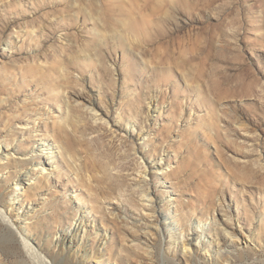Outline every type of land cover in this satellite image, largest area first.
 <instances>
[{"label":"rangeland","instance_id":"obj_1","mask_svg":"<svg viewBox=\"0 0 264 264\" xmlns=\"http://www.w3.org/2000/svg\"><path fill=\"white\" fill-rule=\"evenodd\" d=\"M26 171L24 228L49 257L264 264V0H0L2 203ZM225 213L238 238L213 226ZM81 219L98 263L55 247ZM199 221L206 247L187 253ZM0 238V264H27Z\"/></svg>","mask_w":264,"mask_h":264},{"label":"bare ground","instance_id":"obj_2","mask_svg":"<svg viewBox=\"0 0 264 264\" xmlns=\"http://www.w3.org/2000/svg\"><path fill=\"white\" fill-rule=\"evenodd\" d=\"M72 99L74 101H80V97L72 98ZM90 109L94 110L96 113H99V111H100L96 107H94L93 105L90 107ZM99 119H104V116H103L102 112H100ZM235 119H236V122L242 128H244L247 132H252V131L256 130L254 128V126L251 125V122L247 118L236 114L235 115ZM35 151L37 153H45L47 155V158H50L51 154H53L55 152L54 147H53L52 144L46 145L45 147L37 149ZM9 154H10V152L7 149L2 152L3 157H6V158L9 156ZM46 164H47V161H44L43 164H42L43 167H45V169L47 167ZM33 165H35V164H33ZM141 166L144 169V171H142V174L147 176L148 175V173H147L148 172V166L145 163H142ZM158 166H159L158 169H160V172L162 170L166 169V163L163 162L162 160L160 162H158ZM13 178H14V182H15L14 184L15 185L14 186L12 185L11 189L9 191H8L9 188L7 189V187H6V184L8 182V178L7 177L4 179V183H3L4 187H6V188H4V191L7 190L8 193H10L11 195H10V197L8 199L9 201L7 202V205L4 202L2 203L3 200L2 201L0 200V221H1V225L0 226H1L2 235L6 236L7 238L9 237V238L13 239L14 241L18 242L23 247L22 256L25 259L23 262H25L27 264H31V263L32 264H70V263H67L66 261H63V260L61 261V260L57 259L58 257L55 258V257H51L50 256L51 257L50 258L45 253L44 246L41 243L37 242L33 238V236L26 234V228H24L25 227L24 223L26 222V219L28 218V213L29 212L26 211L25 208L22 207V205H20L19 203L22 200V197H23L25 191L27 190L26 184L31 183L30 182V180H31L30 179V173L28 171H26L24 174H18V175H16ZM142 191H143V195L142 196L146 198L145 199L146 200L145 209L150 208L151 210L156 211V208L159 205L156 204L155 197H154L153 193L151 191H149L148 188L147 189L144 188ZM8 193H7V195H8ZM3 195H5V194H3ZM12 212H15L17 214L16 218H14L12 216ZM112 213L115 214L116 216H119V214L116 213V212H112ZM222 217L219 218V219H216V217H214L213 226H216V228L219 227L221 229V231H224L226 233V235H228V237L230 236V237L238 238L237 231L234 230V229H229L225 225V221H224L225 218L224 217L229 218L228 213L223 214ZM167 219L168 218L164 217L163 220H167ZM83 222H85V221H83L81 219L76 225H74V227L71 226L67 231H64L65 233L63 235H60V236L58 235V239L56 241V245L55 244L54 245L63 254L65 252L69 251V248H71L72 246L77 245V249L75 247L74 248L78 251V253H82L84 259L92 258V259H95V262L98 263L100 261V259L99 258H93L95 256L90 251V249L83 244V242H84L83 238L82 239H78V237H79L81 232L83 233V235H86V233H87L88 224H85ZM171 225L174 226L175 229H181V227L179 226V220L172 222ZM210 228H211V225H210V223L208 224L207 222L199 221L198 224L195 225L194 234H195V239L198 240L197 241V245H195V246L193 245L194 244L193 241L189 240L188 238L187 239L186 238L185 239L184 238L180 239L179 236H178L177 239H180V242L182 243V246L187 251V253H191L192 249L194 251H200L202 248H201V244L199 242V239L202 242V244L205 246V239L204 238H205V235H206V231L208 229L211 230ZM198 229H200L201 231H199ZM107 235L108 234L106 232L104 237H107ZM185 235L186 234H184V232L182 230L181 231V237H184ZM218 242H221V244H222V241H220V239L218 240ZM240 242L241 241L232 242V243H233V246H237V245L240 244ZM226 244L227 243H225L223 245V247L226 246ZM205 251L208 252L209 250L206 249ZM57 253L59 254V252H57ZM207 255H209V254L207 253ZM53 256H55V255H53ZM101 256H103V255H101ZM206 259L210 260V262H208L206 264H216L214 262V260L211 259V257H209V258L206 257ZM255 262H257V261H255Z\"/></svg>","mask_w":264,"mask_h":264}]
</instances>
